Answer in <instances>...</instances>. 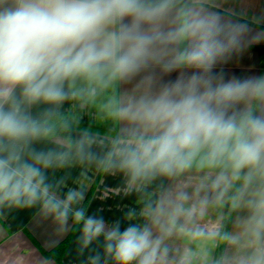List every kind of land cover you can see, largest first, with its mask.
Instances as JSON below:
<instances>
[{
	"label": "clouds",
	"instance_id": "1",
	"mask_svg": "<svg viewBox=\"0 0 264 264\" xmlns=\"http://www.w3.org/2000/svg\"><path fill=\"white\" fill-rule=\"evenodd\" d=\"M261 41L264 31L206 0H0V208L41 201L58 229L71 214L81 246L103 235L115 264H193L192 249L170 255L165 241L177 231L222 239L218 264H264V73L229 76L219 67ZM114 85L127 86L106 106L123 128L101 162L132 184L201 175L192 193L181 186L147 203L144 223L106 230L102 217L74 207L82 192L49 195L46 154L29 162L18 148L47 134L31 105L58 106ZM91 143L86 136L81 150ZM226 198L241 212L234 231L196 226Z\"/></svg>",
	"mask_w": 264,
	"mask_h": 264
},
{
	"label": "crops",
	"instance_id": "2",
	"mask_svg": "<svg viewBox=\"0 0 264 264\" xmlns=\"http://www.w3.org/2000/svg\"><path fill=\"white\" fill-rule=\"evenodd\" d=\"M206 6L227 19L247 22L254 32L264 31V0H206ZM219 67L229 76L264 73V41L247 45ZM126 87L114 85L94 97L72 98L58 106L31 105L28 111L38 121L68 114L76 126L73 138L68 142L62 134L51 132L18 148L22 158L29 162H33V157L38 154H46L50 162L42 172L49 195L63 201L69 190L82 192L83 200L74 207L85 208L89 214L102 217L106 221V230L116 221L121 223V228L144 223L140 213L147 203L158 200L163 192H174L181 186L192 193L201 175L195 170L179 177L161 176L150 182L132 184L114 165L101 162L111 141L123 128L106 106ZM86 136L92 142L91 147L82 151L80 142ZM197 198L194 194L193 200ZM227 202L226 198L209 206L196 226L201 229L216 227L221 235L234 231L241 212L233 207L227 228L224 232L221 229ZM129 213L133 214L131 219ZM68 236L59 262L44 254ZM79 237V227L72 222L71 214L66 229H58L41 201L25 208H0V264H115L112 257L105 254L103 235L86 248L81 246ZM165 243L170 255L177 259L185 249H192L198 254L193 264H218L227 250L222 239L193 240L187 231H177Z\"/></svg>",
	"mask_w": 264,
	"mask_h": 264
},
{
	"label": "trees",
	"instance_id": "3",
	"mask_svg": "<svg viewBox=\"0 0 264 264\" xmlns=\"http://www.w3.org/2000/svg\"><path fill=\"white\" fill-rule=\"evenodd\" d=\"M40 122L46 127L47 133H51V132L60 133L67 139L68 142L72 141L74 129L76 126L68 114L61 113L60 115L40 120ZM231 210H232V205L228 200L221 224L222 232H224L225 229L227 228ZM68 240H69V236L64 241L59 243L56 247H54L49 251H46L44 254L48 257L54 258L56 261L59 262L66 248Z\"/></svg>",
	"mask_w": 264,
	"mask_h": 264
}]
</instances>
